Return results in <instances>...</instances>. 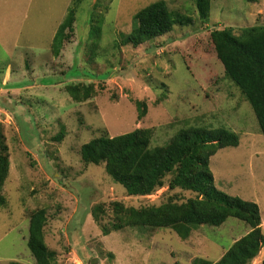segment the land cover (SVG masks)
<instances>
[{
  "label": "rangeland",
  "instance_id": "rangeland-1",
  "mask_svg": "<svg viewBox=\"0 0 264 264\" xmlns=\"http://www.w3.org/2000/svg\"><path fill=\"white\" fill-rule=\"evenodd\" d=\"M155 1L83 2L73 38L55 56L52 41L73 0H0V13L30 15L0 26V145L10 161L0 207V264H36L29 225L41 209L55 264L216 262L251 230L235 217L193 228L187 239L170 228L114 230L116 203L142 207L196 196L169 189L173 174L153 194L130 196L105 164L83 161L81 147L91 139L137 128L152 130L151 147L168 144L189 126L237 132L240 144L219 149L210 168L220 190L260 206L264 233V134L250 102L225 78L211 40L214 29L233 27L238 34L242 27L264 25V0H212L205 21L194 0H165L193 22L137 47L117 45L138 27L136 14ZM74 83L91 86V98L75 101L66 90ZM136 100L147 104L142 119ZM263 260L264 248L249 264Z\"/></svg>",
  "mask_w": 264,
  "mask_h": 264
},
{
  "label": "trees",
  "instance_id": "trees-1",
  "mask_svg": "<svg viewBox=\"0 0 264 264\" xmlns=\"http://www.w3.org/2000/svg\"><path fill=\"white\" fill-rule=\"evenodd\" d=\"M89 0H73L68 14L59 25L52 51L59 56L67 42L73 38L77 12L80 5ZM200 18L209 17L212 0H194ZM138 27L117 45L135 47L170 33L176 25L192 23L190 16L169 8L165 0H158L141 9L135 16ZM239 33L233 27L214 29L211 40L214 51L224 68L225 78L239 87L244 98L250 102L261 132L264 134V25L242 27ZM93 32H97L94 28ZM92 32V35L94 34ZM68 93L77 102L93 95L92 87L69 84ZM138 118L147 114L145 101H135ZM152 130L137 128L117 136L101 135L81 147L86 164H105L107 173L124 186L130 196H148L165 186L181 188L196 194L187 201L169 198L159 205L125 207L116 203L114 230L124 226L151 229L170 228L181 238L187 239L193 228L203 224L219 226L229 217L247 222L251 230L235 241L216 262L197 258L196 264H249L264 248L262 215L260 206L250 200L228 194L215 184L210 159L224 147L240 144L237 132L225 127L189 126L178 130L166 145L151 147ZM63 134L56 136L60 141ZM0 207L5 203L2 189L9 172V156L5 145H0ZM96 210V209H95ZM94 218L97 214L93 212ZM47 222L45 209L31 215L28 247L36 264H55L57 252L48 247L44 229ZM104 235L110 230L103 228ZM10 264H23L12 261ZM173 264H182L178 261ZM264 264V260H263Z\"/></svg>",
  "mask_w": 264,
  "mask_h": 264
},
{
  "label": "crops",
  "instance_id": "crops-1",
  "mask_svg": "<svg viewBox=\"0 0 264 264\" xmlns=\"http://www.w3.org/2000/svg\"><path fill=\"white\" fill-rule=\"evenodd\" d=\"M6 1H13V0H6ZM14 19L16 21H21L25 22L26 20H28L30 18L29 14H15V13H0V26H3V24H5V20L6 19ZM15 27L17 28V26L15 25ZM22 28V25H19V28Z\"/></svg>",
  "mask_w": 264,
  "mask_h": 264
}]
</instances>
